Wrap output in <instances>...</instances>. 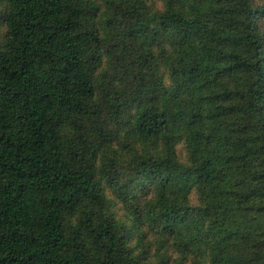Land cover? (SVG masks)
<instances>
[{
  "label": "trees",
  "instance_id": "16d2710c",
  "mask_svg": "<svg viewBox=\"0 0 264 264\" xmlns=\"http://www.w3.org/2000/svg\"><path fill=\"white\" fill-rule=\"evenodd\" d=\"M0 31V264H169L145 230L264 264V1L0 0Z\"/></svg>",
  "mask_w": 264,
  "mask_h": 264
},
{
  "label": "rangeland",
  "instance_id": "374dc122",
  "mask_svg": "<svg viewBox=\"0 0 264 264\" xmlns=\"http://www.w3.org/2000/svg\"><path fill=\"white\" fill-rule=\"evenodd\" d=\"M148 4L152 9H156V11L161 10L166 0H147ZM258 1H264V0H258ZM2 38V33L0 31V42ZM166 84H169L168 78L165 80ZM181 138H178V143L175 146V151L177 154V157L185 162L187 160V151L186 146L183 144L182 141H180ZM124 136L118 137L111 146V150L119 152V154L126 155L127 151H129L130 148L134 147V150L137 153H143L145 150V146L141 143H134L131 142L129 149L125 148V144L123 142ZM108 193V192H107ZM110 203L109 211L113 219L120 223V224H126L128 223V216L127 212L125 211V208L123 207L122 203L118 201L113 196L108 195ZM187 200L190 201V205L196 206L197 205V198L194 191L190 193V196L187 197ZM74 219L71 220L72 223H74ZM70 222V223H71ZM142 229V228H141ZM138 231H133L132 236L129 238L130 244L134 245L137 242L136 233H139ZM144 237L141 239V244L139 245V250H135L136 253L139 251H146V260L148 261H155L158 256H167L169 264H173L176 260H182V264H208L209 257L206 253H198L196 256L193 255H186V258H181L177 252L171 247L170 241L166 238H159L158 233L145 230L143 232ZM143 256V253H142Z\"/></svg>",
  "mask_w": 264,
  "mask_h": 264
}]
</instances>
